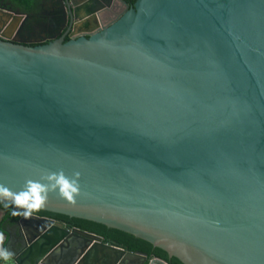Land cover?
<instances>
[{"label":"water","instance_id":"obj_1","mask_svg":"<svg viewBox=\"0 0 264 264\" xmlns=\"http://www.w3.org/2000/svg\"><path fill=\"white\" fill-rule=\"evenodd\" d=\"M60 14L0 5V183L19 191L79 172L77 203L51 193L41 211L132 234L183 264H264V0H135L68 42L52 31ZM27 221L37 252L29 243L12 264L76 245L67 264H169Z\"/></svg>","mask_w":264,"mask_h":264},{"label":"flooded vegetation","instance_id":"obj_2","mask_svg":"<svg viewBox=\"0 0 264 264\" xmlns=\"http://www.w3.org/2000/svg\"><path fill=\"white\" fill-rule=\"evenodd\" d=\"M134 3L135 0H113L111 2H108V0H98V3L95 2V0H69L68 5L73 8L72 15L70 8L68 7L65 0L64 10L60 8V4L57 2L55 5L51 0H39L36 6V10L33 12L22 11L20 8L14 6L9 0H0V5L2 8L5 7L6 9L21 12L29 16L47 17V15H49V17H53L52 13L61 11L59 17L66 19V22L65 24L63 23V26H61L62 28L55 27L52 31L53 34L56 35V39L64 38L65 42L82 37L89 38L93 33H95L98 25H100V27L110 25L125 9H127V6L131 8ZM95 8L98 9L96 13H91L90 15L87 14L91 9ZM37 31L41 30L38 29ZM50 36L51 35L49 33L46 34L45 38H43V40L41 39L42 42L35 45H44L50 43L52 41V39H50ZM22 38L29 40L38 39V41H41L38 37L33 35H23ZM0 210L5 212V215L0 222V229L1 232L5 234L7 232L10 233V235L7 237L6 243L10 240L9 250L14 253V256L16 258L20 257L23 252L27 250L29 243L32 244L34 248L33 252L36 253L37 251L35 249L36 242L38 241V235L33 230H29L30 226L36 227V225L32 224L31 221L24 222L26 228L25 230H23L20 225L22 219L24 218L23 216H21L19 219H14L12 216L7 215V211L4 208L0 207ZM33 216L36 218H48L50 220L65 224L69 231L80 229L75 226H70L68 222L64 220L51 218L44 214L42 215L40 213H34ZM72 241L75 243L73 244V246L78 242L75 239H73ZM78 249L79 247L78 245H76V247L68 249V251H59L51 257H44V259L46 260L43 259L44 261L40 262L41 264H67L71 260L75 262L78 258ZM152 258H154V256Z\"/></svg>","mask_w":264,"mask_h":264},{"label":"clouds","instance_id":"obj_3","mask_svg":"<svg viewBox=\"0 0 264 264\" xmlns=\"http://www.w3.org/2000/svg\"><path fill=\"white\" fill-rule=\"evenodd\" d=\"M80 173L76 172L69 177L63 170L46 172L40 180L29 179L19 191H13L0 183V201L6 202L5 207L14 206L13 216L31 218L34 213L44 209L51 193H57L68 203L75 205L77 197L81 195L79 183ZM5 234L0 232V261L12 264L14 253L5 247Z\"/></svg>","mask_w":264,"mask_h":264},{"label":"trees","instance_id":"obj_4","mask_svg":"<svg viewBox=\"0 0 264 264\" xmlns=\"http://www.w3.org/2000/svg\"><path fill=\"white\" fill-rule=\"evenodd\" d=\"M14 6L20 8L25 12H33L36 10V6L39 0H9ZM0 207L4 208L7 211L8 216H12L14 219H19L21 216H13L11 213L14 209L13 205L9 207H5V204L0 203ZM40 214L47 215L51 218L61 219L66 222L70 226L78 227L84 231H88L99 236H102L105 242L110 243L112 245L124 248L131 252H144L148 254L149 259L154 257L160 258L169 264H183L179 259L173 257L170 258L168 253L163 251L160 248H155L152 244L142 239L135 237L132 234L120 231L118 229L108 228L103 224H99L96 222L70 218L65 215L55 214L46 211H40Z\"/></svg>","mask_w":264,"mask_h":264}]
</instances>
